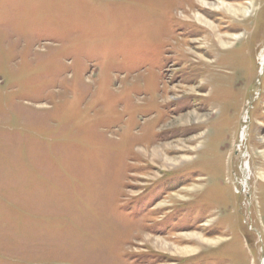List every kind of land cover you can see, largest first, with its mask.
<instances>
[{
	"label": "rangeland",
	"instance_id": "1",
	"mask_svg": "<svg viewBox=\"0 0 264 264\" xmlns=\"http://www.w3.org/2000/svg\"><path fill=\"white\" fill-rule=\"evenodd\" d=\"M148 262L264 264V0H0V264Z\"/></svg>",
	"mask_w": 264,
	"mask_h": 264
},
{
	"label": "bare ground",
	"instance_id": "2",
	"mask_svg": "<svg viewBox=\"0 0 264 264\" xmlns=\"http://www.w3.org/2000/svg\"><path fill=\"white\" fill-rule=\"evenodd\" d=\"M223 6H225V5H223ZM229 9H231V8H229ZM198 16V15H197ZM189 19V18H188ZM202 19V18H201ZM204 21H206V20H204ZM211 25V24H210ZM206 26V25H205ZM263 60V59H262ZM262 64V63H261ZM242 135H243V133H242Z\"/></svg>",
	"mask_w": 264,
	"mask_h": 264
},
{
	"label": "flooded vegetation",
	"instance_id": "3",
	"mask_svg": "<svg viewBox=\"0 0 264 264\" xmlns=\"http://www.w3.org/2000/svg\"><path fill=\"white\" fill-rule=\"evenodd\" d=\"M155 261H156V260H155ZM155 261H151V263H152V262H155ZM148 264H150V263L148 262Z\"/></svg>",
	"mask_w": 264,
	"mask_h": 264
}]
</instances>
